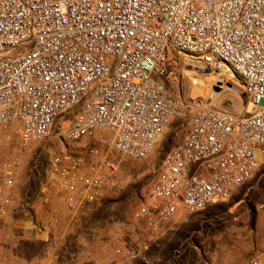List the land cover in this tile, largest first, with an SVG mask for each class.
Instances as JSON below:
<instances>
[{"label": "built area", "instance_id": "built-area-1", "mask_svg": "<svg viewBox=\"0 0 264 264\" xmlns=\"http://www.w3.org/2000/svg\"><path fill=\"white\" fill-rule=\"evenodd\" d=\"M171 53L218 84L238 79L246 108L190 105L134 216L154 227L223 201L264 151V0H0V128L21 144L56 133L75 146L91 141V155L103 143L144 157L184 106L163 83ZM76 148L54 153L46 176L68 205L96 200L115 169ZM15 168L16 156L4 158V185ZM252 264H264V227Z\"/></svg>", "mask_w": 264, "mask_h": 264}, {"label": "rangeland", "instance_id": "rangeland-1", "mask_svg": "<svg viewBox=\"0 0 264 264\" xmlns=\"http://www.w3.org/2000/svg\"><path fill=\"white\" fill-rule=\"evenodd\" d=\"M163 83L184 106L141 158L103 143L91 155V141L75 146L61 142L56 133L21 144L12 128H0V199H6L0 214V264H252L264 227V151L250 177L225 200L195 212L180 210L154 227L134 216L163 154L187 129L190 105L236 113L246 108L238 79L218 84L213 74L191 69L176 53L169 54ZM75 147L86 150L89 164L106 155L115 169L96 200L68 205L59 191L46 186V176L51 156ZM9 156H16V174L6 186L1 164Z\"/></svg>", "mask_w": 264, "mask_h": 264}, {"label": "bare ground", "instance_id": "bare-ground-1", "mask_svg": "<svg viewBox=\"0 0 264 264\" xmlns=\"http://www.w3.org/2000/svg\"><path fill=\"white\" fill-rule=\"evenodd\" d=\"M202 75H204V76H206V75H208V74H205V73H202ZM188 77H190V78H192V79H194V80H196L197 82L199 81H201V80H203L202 78H199V77H197V76H194V75H191V74H189V76ZM196 83V82H195ZM199 88V87H198ZM201 88V87H200ZM230 89V88H229ZM198 90H200V89H198ZM203 91V90H202ZM262 160V153L261 152H258L257 153V162H260Z\"/></svg>", "mask_w": 264, "mask_h": 264}, {"label": "water", "instance_id": "water-1", "mask_svg": "<svg viewBox=\"0 0 264 264\" xmlns=\"http://www.w3.org/2000/svg\"><path fill=\"white\" fill-rule=\"evenodd\" d=\"M206 72V71H205Z\"/></svg>", "mask_w": 264, "mask_h": 264}]
</instances>
